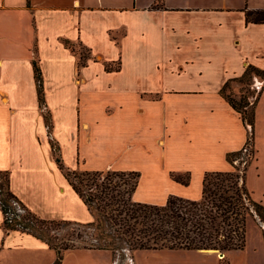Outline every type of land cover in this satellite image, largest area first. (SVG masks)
<instances>
[{
  "label": "crops",
  "instance_id": "obj_1",
  "mask_svg": "<svg viewBox=\"0 0 264 264\" xmlns=\"http://www.w3.org/2000/svg\"><path fill=\"white\" fill-rule=\"evenodd\" d=\"M245 10H264V0H0V170L10 172L12 192L42 219L94 221L51 140L73 170L88 166L82 146L94 143L104 152L91 169L139 172L156 184L142 191L141 183L135 196L156 188L163 202L174 193L199 200L205 174L232 171L229 156L248 134L258 159L264 23L247 22ZM77 44L90 54L81 65ZM229 98L243 101L241 111ZM187 174L189 186L173 180ZM3 223L0 210V264H54L46 243ZM99 253L115 264L110 251L86 249L66 251L61 264H107Z\"/></svg>",
  "mask_w": 264,
  "mask_h": 264
},
{
  "label": "trees",
  "instance_id": "obj_2",
  "mask_svg": "<svg viewBox=\"0 0 264 264\" xmlns=\"http://www.w3.org/2000/svg\"><path fill=\"white\" fill-rule=\"evenodd\" d=\"M245 12L247 22L264 23V10ZM34 71L41 98L42 73L36 62ZM229 101L234 109L241 111L243 101L239 104L231 98ZM239 151L229 156L234 173L237 169L232 160ZM57 162L62 168L61 161L57 159ZM214 177L221 179L214 181ZM235 177L232 171L206 173L199 200L170 196L159 206L132 200L139 185V172L66 171L70 185L94 216L93 222L82 224L40 218L12 192L10 172L0 170V210L4 214L5 230L28 233L46 243L56 252L54 264L62 263L66 251L76 249L120 253L132 248L226 253L243 250L246 246V216L250 208L242 194L264 217V206L254 203L245 185L242 189L237 186ZM173 180L189 186L191 176L174 175ZM57 227L67 229L64 237L52 236Z\"/></svg>",
  "mask_w": 264,
  "mask_h": 264
},
{
  "label": "rangeland",
  "instance_id": "obj_3",
  "mask_svg": "<svg viewBox=\"0 0 264 264\" xmlns=\"http://www.w3.org/2000/svg\"><path fill=\"white\" fill-rule=\"evenodd\" d=\"M74 53L78 56L80 60V65L90 58V54L80 45H71L70 46ZM38 64V62H37ZM117 65H113L111 68L112 70L116 69ZM37 87L38 83L36 82ZM246 90V89H245ZM245 90L244 93L246 92ZM39 105L40 107H44L46 105L45 101V95L39 97ZM48 110V109H47ZM44 112L46 124L48 126H52L51 122V114L50 112ZM51 148H52V156L54 160L56 161L59 159L61 161V164L63 165L65 171H63V174L66 175V171H77V172H83L89 170V168H93L97 166L98 164L95 162V156L100 151V153H103L104 150L94 145V143H86L84 146H82V152L84 157L88 160V166H85L78 162V166L76 170L70 169L62 160V154L60 150V146L56 141H50ZM251 161L249 166L244 170V173H234L232 169V174H235V182H237V186L242 189L244 186V177H246V183L247 187L251 189L252 185H255L257 188V193L254 195L253 199H262L264 200V147L262 149V152L259 156V158H256ZM86 168V169H85ZM91 171H100V170H94L91 169ZM106 172V171H103ZM246 174V176H245ZM185 176V175H184ZM150 178L144 177V180L141 178L139 179V186L142 183V191L144 189L148 190L149 184H156V180H149ZM221 178L214 177V181H220ZM191 181V180H190ZM144 187V188H143ZM139 188V187H138ZM138 188L136 192L138 191ZM138 193L137 196L136 192L134 193L132 200L134 202L143 203V204H150V205H159L162 206L166 203L167 199L170 196H177L179 195L170 194L166 196L164 202L163 199L159 200L158 198H161L160 195H156V188L152 189V194H148L147 192L144 194V192ZM154 191V192H153ZM252 192V190H250ZM142 196H141V195ZM253 194V192H252ZM243 195V200L247 207L250 208V213L246 216V246L243 250H235L231 252L221 253L219 251L215 250H169V249H157V250H140V249H133L128 250L124 253H120L118 251H110L112 255L113 262L116 264H262L261 263V240H260V233L258 234V231L263 233V227L260 223L264 224V217L260 216L254 206L247 196L245 194ZM253 196V195H252ZM36 202L39 204L41 203L39 200L41 198L40 195L33 197ZM41 205V204H40ZM45 212V209H44ZM50 214H56L51 213ZM61 221V220H56ZM67 229L59 228L57 227L54 230V234H52L53 237H56V235L60 237H64L66 234ZM19 232V231H16ZM56 234V235H55ZM129 246V245H128ZM69 251V250H68ZM212 251V252H211ZM50 259L52 255L56 256L54 251H51L50 253ZM126 254V255H125ZM224 256H221V255ZM96 258L99 261H105L107 260L108 264V257L106 258L105 253H99ZM89 259V258H88ZM252 260H254L252 262Z\"/></svg>",
  "mask_w": 264,
  "mask_h": 264
},
{
  "label": "built area",
  "instance_id": "obj_4",
  "mask_svg": "<svg viewBox=\"0 0 264 264\" xmlns=\"http://www.w3.org/2000/svg\"><path fill=\"white\" fill-rule=\"evenodd\" d=\"M252 90H254L253 87H252ZM256 91L258 90H254V94L252 95L253 96L252 101L256 100V96H255ZM252 137H253L252 133L251 135L248 134L244 146L239 151V154L232 160V164L236 167L237 173L239 174L244 173V170H246V168L249 166V164L253 160L254 149H253V144H252Z\"/></svg>",
  "mask_w": 264,
  "mask_h": 264
},
{
  "label": "water",
  "instance_id": "obj_5",
  "mask_svg": "<svg viewBox=\"0 0 264 264\" xmlns=\"http://www.w3.org/2000/svg\"><path fill=\"white\" fill-rule=\"evenodd\" d=\"M221 256H224L223 254Z\"/></svg>",
  "mask_w": 264,
  "mask_h": 264
},
{
  "label": "bare ground",
  "instance_id": "obj_6",
  "mask_svg": "<svg viewBox=\"0 0 264 264\" xmlns=\"http://www.w3.org/2000/svg\"><path fill=\"white\" fill-rule=\"evenodd\" d=\"M212 252V251H211Z\"/></svg>",
  "mask_w": 264,
  "mask_h": 264
}]
</instances>
